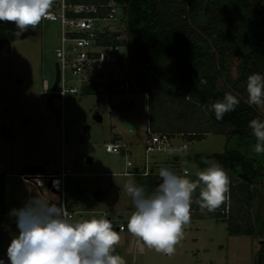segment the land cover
Segmentation results:
<instances>
[{"label":"rangeland","instance_id":"374dc122","mask_svg":"<svg viewBox=\"0 0 264 264\" xmlns=\"http://www.w3.org/2000/svg\"><path fill=\"white\" fill-rule=\"evenodd\" d=\"M16 31L15 26L0 21V172L20 175L28 170H39L47 175H61L65 165L74 173L64 179L66 192L79 188L88 190L75 208V219L100 218L105 214L121 237L115 254L124 264H264V179L256 186L250 209L253 235L243 236L233 245L228 223L213 212L200 209L196 215H191L183 239L171 256L147 248L127 231L134 205L122 191L123 185L131 179L149 192L145 186L147 179L141 175L146 167L142 142L149 117L147 108L164 128L177 127L203 134L186 140L187 154L173 150L148 155L147 169H155L152 178L157 180V185L161 166L181 174L187 169L189 176L196 178L205 167L189 157L222 154L227 148L250 155L255 144L245 148L238 140L228 141L227 134L211 123L206 106L195 103L192 97L183 99L190 94L184 89L168 87L155 71H148L147 81L138 79V84L148 91L147 96L151 94L148 103L143 93L124 99L91 93L68 95L64 104L55 97L49 104L51 94L45 93V84L52 86L55 80L60 26L57 22L42 20L35 30L29 29L19 38ZM239 63V58L227 57L228 75H221L220 86H228V81L235 80ZM246 94L240 96L247 100ZM257 110L264 116V108L257 107ZM118 137L129 147L127 157L111 152L112 143ZM183 142L174 140L175 145ZM127 158L133 162L129 169ZM137 169L139 174H125ZM226 172L231 186L232 177L236 175ZM3 178L1 174L0 179ZM37 185L34 187L40 193ZM198 193L199 189L193 196L194 201ZM195 206L198 204L193 202L192 209ZM8 247L0 238V253Z\"/></svg>","mask_w":264,"mask_h":264},{"label":"trees","instance_id":"16d2710c","mask_svg":"<svg viewBox=\"0 0 264 264\" xmlns=\"http://www.w3.org/2000/svg\"><path fill=\"white\" fill-rule=\"evenodd\" d=\"M119 1L127 6L128 60L137 84L138 79L147 81L148 71H155L168 87L178 91L184 89L190 94L184 95L183 99L192 97L195 103L206 106L211 123L218 126V131L227 134L228 141L238 140L239 145L245 148L256 144L248 125L252 119L264 120V116L240 95L247 93L246 82L250 74H264V0ZM228 56L240 59L237 77L228 81V86H220L221 75H228L225 68ZM201 78L206 79L207 84H200ZM139 88L141 93L148 92L140 85ZM226 93L236 95L240 103L222 120H217L210 105L223 100ZM149 118L151 121L153 118L157 131L194 132L177 127L164 128L157 120L154 121L151 109ZM228 128L230 130L225 131ZM199 135H203L202 132L196 136ZM202 157L218 162L225 171L237 176L232 177L230 186L232 206L229 215L214 213L215 216L228 223L230 235H253L250 209L256 186L264 179V154L252 152L248 155L238 149L227 148L222 154L196 155L189 160L207 167ZM35 173V170H28L19 176L29 181L35 178ZM143 177L147 179L145 186H148L149 193L152 192L157 187L152 174ZM189 177L192 180L197 178ZM87 191L80 188L67 190V208L71 210ZM3 199L4 186L0 183V205ZM195 209L193 216L200 210L199 205ZM234 226L238 228L233 229Z\"/></svg>","mask_w":264,"mask_h":264},{"label":"clouds","instance_id":"9594fccd","mask_svg":"<svg viewBox=\"0 0 264 264\" xmlns=\"http://www.w3.org/2000/svg\"><path fill=\"white\" fill-rule=\"evenodd\" d=\"M53 2L0 0V21L15 23V35L19 38L29 29L35 30L42 20L51 18L49 10ZM200 84H207V80L201 78ZM246 91L249 105L264 108V74H250ZM239 103L236 95L226 93L223 100L210 105V110L217 120H222ZM248 127L257 141L253 151L264 154V120L252 119ZM179 151L187 154V146ZM202 161L207 167L197 173L196 180L189 177L187 169L181 174L161 166L160 182L152 192L131 179L123 185L122 191L134 205L127 231L147 248L173 255L183 239L185 226L191 221L193 202L201 211L213 213L227 202L230 191L227 172L214 160L202 157ZM197 189L199 193L194 201ZM10 215L17 218L20 230L7 250L10 264H124L115 254L121 237L107 218L73 220L47 193H38L23 208L12 209Z\"/></svg>","mask_w":264,"mask_h":264},{"label":"built area","instance_id":"2783aa9c","mask_svg":"<svg viewBox=\"0 0 264 264\" xmlns=\"http://www.w3.org/2000/svg\"><path fill=\"white\" fill-rule=\"evenodd\" d=\"M126 4L119 0H57L49 10V21L60 26V46L56 50L57 63L60 68V82L56 93L63 104L68 95L100 93L119 98L141 94L128 60V41L126 26ZM125 42V43H124ZM45 93L51 94V86L45 84ZM147 95V93H145ZM62 115V114H61ZM196 132L172 133L157 131L150 118L143 130L142 146L145 149L146 162L152 152L180 150L185 145L188 149V136H196ZM184 140L175 145L174 140ZM111 152L130 153L129 147L115 138ZM127 169L133 166L127 158ZM139 174V171L125 174ZM146 169L142 176L149 175ZM189 173V171H188ZM67 173L50 175L45 178V188L59 196L57 204L74 219L75 212L66 205ZM43 194L44 191L40 190ZM230 191L228 200L215 214L228 216L231 211ZM193 208L191 213H195ZM191 214V215H192ZM101 217L109 219L105 214ZM100 217V218H101Z\"/></svg>","mask_w":264,"mask_h":264},{"label":"crops","instance_id":"0c3cea01","mask_svg":"<svg viewBox=\"0 0 264 264\" xmlns=\"http://www.w3.org/2000/svg\"><path fill=\"white\" fill-rule=\"evenodd\" d=\"M148 93V92H146ZM145 94V93H143ZM146 96V101L148 103V101H151V94L149 93V97L145 94ZM147 111L149 113V108H147ZM149 118V117H148ZM153 121V118H152ZM156 121V120H154ZM121 141H122V137ZM146 166H147V162H146ZM127 167V166H126ZM146 169V167H145ZM138 171V169H137ZM150 173L152 174V177L155 172V169H150L149 170ZM13 172V171H12ZM37 173L34 174L35 178H33L32 180L26 181L23 180L17 173H2L4 174V178L3 180L0 179V183L3 184L4 186V199L3 202H1L0 205V238L2 239V244L9 246L12 239L17 236L19 234V228L17 226V218L13 215H10L11 210L12 209H20L23 208L25 206V204L33 197H35L39 192L36 190V188L34 187V185L39 182H44L46 183L45 180V176H50L47 175L46 173L37 170ZM62 172L67 173V179L74 175V173H72L70 170L67 169V167L64 165ZM25 173V172H23ZM22 174V173H21ZM159 179V178H158ZM159 181V180H158ZM34 182V184H33ZM157 183V180L155 181ZM39 187H41L44 191V193H47L51 198L52 201L57 203V201L59 200V196L56 193H51L48 189L45 188V185L41 186L40 184H38ZM37 185V186H38ZM88 193V192H87ZM87 193L81 197L76 205H74V207L71 208V210L73 212H75V208L77 205H79L80 201L87 195ZM40 194H42L40 192ZM75 216H74V219ZM223 220V219H222ZM230 239H231V243L234 244H238L240 239H243L241 237H245L248 235H229ZM196 240V239H194ZM7 250L4 252L0 253V261H3V264H10V261L8 259V254H7Z\"/></svg>","mask_w":264,"mask_h":264},{"label":"water","instance_id":"95a60500","mask_svg":"<svg viewBox=\"0 0 264 264\" xmlns=\"http://www.w3.org/2000/svg\"><path fill=\"white\" fill-rule=\"evenodd\" d=\"M55 67H56V75H55L54 83L51 86V97H50V100H49V104L53 103V99L55 97H59L58 94L56 93V88H57V86H58V84L60 82L61 73H60L59 64L57 62L55 64ZM91 161H92V159L90 158L89 162H91Z\"/></svg>","mask_w":264,"mask_h":264},{"label":"flooded vegetation","instance_id":"af4514ba","mask_svg":"<svg viewBox=\"0 0 264 264\" xmlns=\"http://www.w3.org/2000/svg\"><path fill=\"white\" fill-rule=\"evenodd\" d=\"M8 23H9L10 26H15L16 27L15 23H12V22H8Z\"/></svg>","mask_w":264,"mask_h":264}]
</instances>
